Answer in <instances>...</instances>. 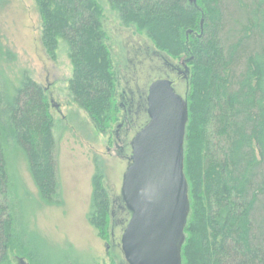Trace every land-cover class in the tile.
Wrapping results in <instances>:
<instances>
[{
	"label": "trees",
	"instance_id": "1",
	"mask_svg": "<svg viewBox=\"0 0 264 264\" xmlns=\"http://www.w3.org/2000/svg\"><path fill=\"white\" fill-rule=\"evenodd\" d=\"M36 2L45 48L55 57L61 42L68 45L72 96L106 133L118 121L120 74L99 0ZM108 2L126 26L190 65L185 172L191 212L183 264H264V0ZM53 129L39 83L29 75L17 84L0 77V263L12 249L28 250L7 149L13 142L25 151L42 198L60 204ZM89 219L107 238L110 197L99 169Z\"/></svg>",
	"mask_w": 264,
	"mask_h": 264
},
{
	"label": "rangeland",
	"instance_id": "2",
	"mask_svg": "<svg viewBox=\"0 0 264 264\" xmlns=\"http://www.w3.org/2000/svg\"><path fill=\"white\" fill-rule=\"evenodd\" d=\"M99 2L106 43L120 74L115 96L118 121L106 133L97 129L72 96L70 79L74 67L68 45L61 42L55 57L45 48L36 0H0V77L17 84L29 75L45 89L54 119L61 193L60 204L47 203L32 176L25 151L13 142L9 144V171L18 199L16 210L21 211L25 223L28 250L12 249L0 264H126L121 238L131 215L122 209L121 189L132 154L130 142L149 121L147 111L136 112L137 105L142 104L141 96H148L150 84L167 71L165 61L181 65L186 58L158 49L145 32L126 26L108 0ZM192 2L200 4V0ZM170 78L189 104L190 71L188 80L176 72ZM128 95L135 103L131 114L123 105ZM98 169L104 174L110 197L107 238L99 235L89 219L93 177Z\"/></svg>",
	"mask_w": 264,
	"mask_h": 264
},
{
	"label": "water",
	"instance_id": "3",
	"mask_svg": "<svg viewBox=\"0 0 264 264\" xmlns=\"http://www.w3.org/2000/svg\"><path fill=\"white\" fill-rule=\"evenodd\" d=\"M147 103L149 121L130 142L123 177L121 195L131 218L121 248L126 264H183L191 212L185 172L189 104L169 78L150 84Z\"/></svg>",
	"mask_w": 264,
	"mask_h": 264
},
{
	"label": "flooded vegetation",
	"instance_id": "4",
	"mask_svg": "<svg viewBox=\"0 0 264 264\" xmlns=\"http://www.w3.org/2000/svg\"><path fill=\"white\" fill-rule=\"evenodd\" d=\"M193 0H191V2H192ZM182 64L181 65H175V64H173V63H171V62H168V61H165L164 62V65L166 66V69H167V71H164V75H162V76H159L158 78H156L155 80H157V79H161V78H169V79H171L170 78V76H171V73H174V72H176L178 75H182V77L184 78V80H188V78H189V71L190 70H187L188 68H187V66H188V62L185 60V59H182V62H181ZM170 72V73H169ZM154 80V81H155ZM172 81H173V83H174V86H175V88H176V85H175V82H174V80L173 79H171ZM176 90H177V88H176ZM148 91H149V89H148ZM144 96L145 95H143V96H141V99H142V104H141V106L139 105H137V110H136V112H138L139 111V109H143V110H145V111H147V107H148V103H147V97L146 98H144ZM124 99L126 100L124 103H123V105H124V107L126 108V110H127V112L129 113V114H131V113H133V111H134V107H135V103H134V98H131V96L130 95H128V96H124ZM145 103V104H144ZM144 106V107H143ZM121 126V125H120ZM123 211H127V213L128 214H130L131 215V213L128 211V209H126V207L124 206L123 208Z\"/></svg>",
	"mask_w": 264,
	"mask_h": 264
}]
</instances>
